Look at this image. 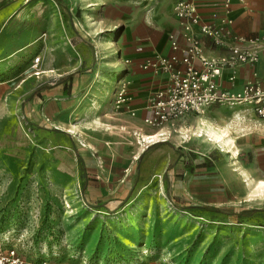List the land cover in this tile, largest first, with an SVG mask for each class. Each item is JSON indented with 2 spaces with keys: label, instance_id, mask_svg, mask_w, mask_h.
<instances>
[{
  "label": "rangeland",
  "instance_id": "obj_1",
  "mask_svg": "<svg viewBox=\"0 0 264 264\" xmlns=\"http://www.w3.org/2000/svg\"><path fill=\"white\" fill-rule=\"evenodd\" d=\"M2 1L0 53L11 52L0 60L16 84L39 76L34 72L52 56L53 65L66 67L63 48L76 65L64 75L72 96H54L64 105L63 133L51 131L49 117L34 119L38 96L31 107L22 104L26 98L16 112H2L13 90L4 85L9 72L0 77V250L35 264H264L263 188L248 193L232 179L238 167L230 168L231 155L192 135L195 118L158 138L168 137L167 147L140 159L147 144L136 148L138 136L124 132L119 143L115 95L127 76L125 25L138 12L131 0ZM226 111L220 125L236 114L232 133H240L248 119ZM164 150L177 158L157 171ZM76 155L85 167L84 196ZM187 206H223L225 213L177 210ZM253 208L250 218L238 216Z\"/></svg>",
  "mask_w": 264,
  "mask_h": 264
},
{
  "label": "crops",
  "instance_id": "obj_2",
  "mask_svg": "<svg viewBox=\"0 0 264 264\" xmlns=\"http://www.w3.org/2000/svg\"><path fill=\"white\" fill-rule=\"evenodd\" d=\"M189 1L193 3L195 8H197V14L201 23L219 25L220 20L223 17H227L230 22L229 27L232 35L241 37L244 40L264 38V0H231L229 14L227 15L224 13L223 7L221 6V0ZM176 2L177 0L130 1L131 7L138 9V12H134L135 15L133 16V21L125 25L126 39L128 42L124 53L125 57H127L126 62H128V64L125 69V73H127L126 81L120 86V89L122 87L125 88L127 102L119 108V110L121 109L122 111L118 112L117 110L119 143L123 141L124 132L133 133L138 136L136 148L137 146H141L139 140L152 137L153 141L147 143L146 148L144 149L145 152H142L138 158L140 159L148 150H161L164 147H167L168 142L165 140L168 137H166L163 142L158 138L168 136V134H170V129L183 130V128H186V122L195 118L192 127H190L191 131H193L191 132L192 135L196 136V139L199 138L205 148L206 145L204 141L207 142L210 147L219 148V152H225L226 155H231L230 168H234V166L238 167L232 171V179L237 178V182L242 187L246 184L245 186L248 193H252V191L255 192L258 184L263 183L264 185V121L258 120L253 112H250L245 108L229 109L226 107L215 106L204 109L198 115H190L172 126H164L160 130L143 124V120L150 116L149 105L152 98L151 96L157 90L162 89L166 84V79L163 74H155L150 68L143 69L144 64H146L147 61L155 60L161 56L169 57L173 55L168 42L169 35H173L175 40L181 46H185L186 44L181 37L179 21L175 18L173 13V6ZM195 31L197 32V28ZM57 33L59 34V45L62 46V36L60 31L58 30ZM1 34L3 33H0V36ZM200 42L202 43L201 45L205 57L209 59L226 54L225 49L213 45V43L206 38H200ZM224 42L228 47H231L235 43L228 38H225ZM8 52L11 51L2 52L0 53V56ZM63 52L67 54V61H69L67 62L66 67L58 68L53 65L52 56V60L49 64L45 62L40 66V71L37 72L38 75L40 74L39 76H36L33 80H29L31 79V76H28V79H22L23 82L21 84L19 83L22 80L17 84L13 80L14 74L9 72L10 64L3 63V60H0V77L9 72V74H7L8 76L6 75V78L10 80L6 81V84L4 85L10 86V89L13 90L9 94V105L8 103L6 104V107L9 106V108H6V110L4 108L2 112H16L17 104L20 103L22 99L26 98L25 101H22V104L30 102L31 107L34 103L33 97L38 96V99L34 104L38 106L40 113H37L36 116H34V119L42 121L43 119H46V117H49L50 123L53 125L52 129H56L63 133L64 130H61V126L63 125L61 123V118L64 113V105L63 102L55 100V97L58 96L69 99V96H72L74 90L71 89L72 91L69 93V83L67 82L66 91L64 90L65 87L63 84L66 82L60 83L63 86L61 87V92H59L60 84L58 82L61 78L67 77L68 75H64L76 65L75 58H69L70 52L65 50V48H63ZM47 54L51 53L45 50L44 55L46 56ZM177 56L179 57L180 54ZM259 59L260 60L257 64L242 66L236 69L234 71L235 79L232 82L230 81V73H223L217 80L221 85V88L228 91H232V89L238 90L246 83L255 82L264 91V48ZM195 67L198 69L200 68L198 61L195 62ZM2 72L4 74H2ZM55 81L57 82L54 85L53 82L55 83ZM24 85L25 89L20 91L19 87H23ZM53 86L55 87L52 88ZM226 109L240 111L244 114V119H248V122L241 129L240 133H232L233 126L231 125L233 122L239 120V116L236 114L233 118H230L227 115L228 120H230L231 123L224 126L220 125L224 115L228 114ZM240 112L237 113L241 114ZM67 131L65 133H68ZM209 131L221 135L220 139L226 141L227 146L231 149L226 150L220 148L217 143L212 144V140L208 135ZM218 141L220 140H217V142ZM173 154H176V150H164V154L154 164L157 171L164 169V166H167L170 161L176 160L177 157ZM125 158L126 156L122 159ZM120 167L122 168V166ZM165 170L167 171L168 169L165 168ZM163 179V181L170 183L169 178L166 179V173L164 174ZM246 181H250V184L246 183ZM161 183L162 178L160 180V184ZM222 184L223 192L225 190H228L229 192V186L224 182H222ZM262 193H264V186ZM221 207L223 206L214 208ZM253 210L255 209L253 208L251 210L243 211ZM240 218L246 219L244 217Z\"/></svg>",
  "mask_w": 264,
  "mask_h": 264
},
{
  "label": "built area",
  "instance_id": "obj_3",
  "mask_svg": "<svg viewBox=\"0 0 264 264\" xmlns=\"http://www.w3.org/2000/svg\"><path fill=\"white\" fill-rule=\"evenodd\" d=\"M230 2L221 0L226 15L229 14ZM173 13L179 21L181 37L186 44L181 46L173 35H169L168 42L173 55L161 56L144 64L143 69L150 68L155 74H163L166 84L151 96L150 116L143 120V124L162 129L215 106L245 108L253 112L258 120L264 121V91L257 83H246L238 90L228 91L221 88L217 81L223 73L229 72L232 82L236 69L257 64L264 48V38L244 40L232 35L227 17H223L219 25L201 23L197 8L189 0H177ZM200 38H206L213 45L225 49L226 54L211 59L205 57ZM225 38L235 42L234 45L226 46ZM197 61L199 69L195 67ZM39 62V56L33 58L32 68L37 69ZM115 97L116 109H119L127 102L125 88L119 89ZM0 264L35 263L25 262L11 249L6 252L0 250Z\"/></svg>",
  "mask_w": 264,
  "mask_h": 264
},
{
  "label": "trees",
  "instance_id": "obj_4",
  "mask_svg": "<svg viewBox=\"0 0 264 264\" xmlns=\"http://www.w3.org/2000/svg\"><path fill=\"white\" fill-rule=\"evenodd\" d=\"M55 3L59 4V0H53ZM8 3H5V2H0V10L5 8L7 6ZM70 76H67V77H64V78H61L59 80V84L60 83H63V82H66L68 79H69ZM39 129H42V128H39ZM53 133H61L59 132L58 130L56 129H52L51 130ZM76 163H77V166H78V169L81 173V185H80V192H81V195L84 196V190L86 188V174H85V167H84V164H83V161H82V158L78 155H76ZM91 208H93L94 210H97V211H101L102 209H104V205L101 204V205H98V204H95V205H92L90 206ZM192 209H203V210H206L210 213H213V214H223L224 210H222V208H214V207H210V206H200L199 208H195V207H182V209H178L180 212L182 211H185V212H188ZM256 210H253V211H243L241 213H239V216L240 217H244V218H248L250 217L253 213H255Z\"/></svg>",
  "mask_w": 264,
  "mask_h": 264
},
{
  "label": "bare ground",
  "instance_id": "obj_5",
  "mask_svg": "<svg viewBox=\"0 0 264 264\" xmlns=\"http://www.w3.org/2000/svg\"><path fill=\"white\" fill-rule=\"evenodd\" d=\"M116 54H117V51L114 50L113 51V55H116ZM68 132L70 133V131H68ZM208 135H209V138L212 140V144H216L217 143L220 146V148H223V149H226V150H230L231 149V148H229V146H227V142L226 141H223L222 139H220L221 135L215 134L214 132H211V131L208 132ZM217 140H220V141L217 142ZM139 141L141 143L140 148H143L144 145H146L147 143L153 141V138L152 137L151 138H143V140H139ZM233 155H234V153H233ZM244 178H245V176H244ZM246 183L250 184V181H246ZM260 185H261V188H263V183H260Z\"/></svg>",
  "mask_w": 264,
  "mask_h": 264
}]
</instances>
